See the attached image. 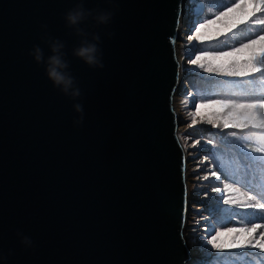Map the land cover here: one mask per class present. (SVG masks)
Segmentation results:
<instances>
[{
    "label": "water",
    "instance_id": "1",
    "mask_svg": "<svg viewBox=\"0 0 264 264\" xmlns=\"http://www.w3.org/2000/svg\"><path fill=\"white\" fill-rule=\"evenodd\" d=\"M181 5L0 0V264L188 262ZM56 44L67 94L47 73ZM90 44L103 68L76 55Z\"/></svg>",
    "mask_w": 264,
    "mask_h": 264
},
{
    "label": "trees",
    "instance_id": "2",
    "mask_svg": "<svg viewBox=\"0 0 264 264\" xmlns=\"http://www.w3.org/2000/svg\"><path fill=\"white\" fill-rule=\"evenodd\" d=\"M203 1L205 2V0ZM240 2L241 0H233L230 7L234 6V3L239 4ZM206 5L207 4L205 3V7ZM250 7L252 10H255L254 4L250 5ZM259 12L260 13L250 24H247L230 33H226V31L221 32L223 33V37L221 39H218V34L212 37L211 40L216 44L209 47L214 49V51L220 52L225 51L227 48L237 44L248 42L249 40L245 41L247 39H255L253 36L255 29L264 25L254 23L257 20H264V10ZM210 17L211 14L207 13L205 10L201 18L198 20V27L200 23L206 22ZM203 42L204 41H202V43ZM200 54V52L197 53V55ZM205 72L207 71L204 68H201L200 73L203 74ZM208 73H210L209 76L211 77H195V80L197 82H201L199 87L203 88V94H209L213 99L236 101L264 100V83H258L256 80L249 81L237 79V81L244 82L245 84H243L242 88H232L234 84L231 83L232 81L228 75H225L224 79H216L219 78V76L223 73L217 71ZM217 87L228 89V92L225 93L217 91L215 90ZM186 102L187 101H184L182 103L183 107H185ZM179 107L180 105L178 108ZM234 116L235 118H232V121L240 122V120L236 119L238 117L236 115ZM209 119L213 121L210 123V135H208L204 130L199 129L200 131H196L192 125L183 131L184 137H188L190 141L193 138L199 140L200 142L203 140L207 141L206 150L204 151L205 153L202 157H198L196 155L198 149L194 148L195 151L191 149V153H189L190 149L185 148L188 156L187 175H193L196 172L198 178L202 179L204 174L199 171V166L202 164H204V166H213L223 179L231 178V181L226 183L231 185V188L238 194L239 197H235V199L238 200L237 202L240 205L264 203V128L257 127V124H259L261 119H263L262 116L257 118L255 121H244L245 126L243 128L236 127L235 125L225 127L226 119L221 115L209 117ZM182 122H184V120H182ZM214 123L218 125L216 128L212 127ZM190 141H187L185 144L189 143ZM257 147L261 148L262 151L259 153L252 151V149ZM255 175L259 179V184L254 178ZM189 181L192 182L193 179L191 178ZM193 182H195V184H200L198 186L199 188L204 186L202 183L196 180ZM215 192L217 191L214 190L211 192V194ZM249 194L255 196L256 200H247V195ZM228 199L229 198L226 196V200ZM241 199H246V202L240 201ZM191 206L194 209L196 208L197 204L191 203ZM234 209V207H229L226 209L225 205L221 207L219 216L226 225L231 221L236 223V225L233 226L236 228H250L252 224L256 222L264 225V209L248 208L252 211L251 214L254 215V218L248 220L246 223L241 220L245 218L246 214H242L240 220L235 218L231 220V211ZM240 210L246 213L243 208ZM206 211L207 209L205 208V212ZM190 214L191 220L189 222H193V224L196 226L204 225L199 222V219L203 216V214L201 215V211L191 210ZM196 214H198V217ZM225 229L226 228L221 226V221L218 219L214 234L219 231H224ZM259 233L260 228H258L254 233L253 243L259 241L260 243L264 244V240L261 239V235ZM197 238L198 237H196V239ZM206 253L207 255H203L204 261L200 264H264V252L254 247L225 249L223 251L218 250L217 253H210L209 251H206ZM188 264L197 263L190 261Z\"/></svg>",
    "mask_w": 264,
    "mask_h": 264
},
{
    "label": "rangeland",
    "instance_id": "3",
    "mask_svg": "<svg viewBox=\"0 0 264 264\" xmlns=\"http://www.w3.org/2000/svg\"><path fill=\"white\" fill-rule=\"evenodd\" d=\"M185 0V2H188L187 8L191 7V10H196L199 6L200 13L197 14V18H201L202 14L206 10L207 13L211 14V17L209 19H215L216 16L219 15L221 11H226L228 7L232 4L233 0ZM205 3L207 4L205 7ZM200 4H204L203 10L201 11ZM260 12H255V15L251 17L248 21H246L244 24L238 25L236 28H234L232 31L239 29L247 24H250L255 17ZM193 19L195 18V13L192 15ZM195 18V20L197 19ZM205 23V22H204ZM193 25H187V29H192L191 31L185 32L184 30L181 31V38L176 40V47L178 49V55L180 58L181 63L183 64L182 68V79L178 81V89L176 91V98H175V112L178 113V120L181 122V125L179 126V137H180V144L183 148V151L185 153V148L190 149L189 153H191V149L195 151L194 148L198 149L196 152V155L198 157H202L206 150L207 141H199L196 139L189 140L188 137H184L183 131L187 129L190 125L194 127L196 131L204 130L207 132L208 135H210V123L209 117H215L217 115L223 116L226 121H228L229 126L236 125L239 122H233L232 118H235L234 115L231 113L234 111L232 108H224L223 110H217V109H204L201 110L200 115L194 116L193 113L196 111V105H199L202 102H207L209 100H223V101H234L237 103L240 102H246V101H236V100H225V99H213L211 95L209 94H203V88H200L199 85L201 82H197L195 80V77H211L209 76V71L201 74V67L198 65H193L190 63L192 59L195 58L198 52H209V53H219L217 51H214V49H211L209 46H213L216 43L213 42L211 39L202 41H193L190 39L191 36L195 35L194 28H192ZM222 27L221 22H218L217 25H213L210 27V29H207L205 31H211L215 33L216 29ZM198 28V27H197ZM186 29V27H184ZM231 31V32H232ZM226 33H230L227 32ZM217 34H213L212 37L216 36ZM259 35H264V25L258 27L255 29L254 38H257ZM218 39H221L223 37V33L218 34ZM250 39H247L245 41H248ZM247 43V42H244ZM242 43V44H244ZM196 45V47H195ZM241 44H237L235 46L227 48L225 51H232L234 48H239ZM258 47V46H257ZM220 51V52H225ZM205 67L204 69L208 67H217V64L211 61H204L203 62ZM207 73V74H206ZM201 74V75H200ZM200 75V76H199ZM231 79V83L234 84L232 88H242L244 82H239L237 79L240 80H256L258 83H264V71L254 73L248 77H234V76H228ZM196 78V79H197ZM225 74H221L219 78L216 79H224ZM198 80V79H197ZM223 81V80H219ZM220 92H228V89H225L223 87H217L215 89ZM184 101L186 102L185 107H183L182 103ZM180 105V109L178 106ZM262 118L264 119V115H262ZM238 119V118H236ZM184 120V122H182ZM239 120V119H238ZM195 121V123H193ZM218 125L214 123L212 125L213 128H216ZM200 129V130H199ZM187 141H190L189 143L185 144ZM199 142V143H197ZM184 144V145H183ZM185 146V147H184ZM186 154V153H185ZM199 171L204 174L201 178H198L197 173L195 172L193 175H187V179L185 178V184L188 182L189 185V196L188 200L190 202V209L189 212L186 213L185 221L187 222V227L184 239L185 242H187V247L189 248V259L188 261H193L194 263L200 264L204 261V256L207 255L206 251H209L210 253L218 252L217 249L213 248L210 244L207 243V240L211 238V235H214V230L217 225L218 219L221 221V226L223 228H230L236 225L235 222L231 221L225 224V222L220 218L219 211L221 207L225 205L226 209L229 207H234L235 209L231 211V220L232 219H239L242 216V214H246L244 219H241L243 222H247L248 220H251L254 218V215L251 214L252 211L248 208H244L243 205H240L235 199V197H239L238 194L231 188L226 187L228 183L230 182L231 178L223 179L222 176L218 173L217 170L214 169L213 166H204L202 164L199 166ZM212 172H216L219 174V178L216 176L211 175ZM185 173V172H184ZM207 177V179H205ZM193 179V181H198L202 183L204 186L198 187L200 184H195V182H190L189 179ZM201 179V180H199ZM216 189H220V191H217L213 194V192ZM226 196L233 200L234 203L232 204H225L224 201L226 200ZM209 201V202H208ZM240 201L246 202V199H241ZM191 203H196V208H192ZM205 208L207 211L205 212ZM243 208L245 212L241 211L240 209ZM191 210L194 211H201V215L203 216L199 219V222L201 226H196L193 224V222H189L191 220ZM190 214V215H189ZM238 214V217H237ZM198 217V214H196ZM193 216V215H192ZM189 218V219H188ZM195 218V217H194ZM198 219V218H196ZM188 220V221H187ZM196 223V222H194ZM257 223V222H256ZM190 224V225H189ZM184 229V226H183ZM264 233V227L260 228V235ZM196 237H198L196 239ZM264 240V239H263ZM186 264V263H185Z\"/></svg>",
    "mask_w": 264,
    "mask_h": 264
},
{
    "label": "snow or ice",
    "instance_id": "4",
    "mask_svg": "<svg viewBox=\"0 0 264 264\" xmlns=\"http://www.w3.org/2000/svg\"><path fill=\"white\" fill-rule=\"evenodd\" d=\"M253 4L255 5V10H252L250 7V5ZM261 10H264V0H241L239 4L234 3V6L228 7L226 11H221L215 19H208L205 23H200L199 27L194 29L195 35L191 36L190 39L193 41H204L211 39L213 34H219L224 31L231 32L238 25L244 24L251 19V17L255 15V12ZM218 22H221L222 27L217 28L215 33L205 31L210 29L211 26L217 25ZM254 23L264 24V20H257ZM206 60L217 64L215 68H206V71L209 72L217 71L234 77H248L254 73L262 72L264 71V35H259L255 39H250L247 43L241 44L239 48H234L232 51L219 53L202 52L200 55L195 56L190 63L204 68L205 65L203 62ZM195 107L196 111L193 113L194 116L200 115L201 110L204 109L211 108L223 110L224 108H232L234 111L231 114L236 115L240 120V122L235 125L239 128L245 126L244 121H255L264 114V100L240 103L234 101L209 100ZM208 122L212 123L213 121L209 119ZM193 123H195V121H193ZM228 126V121H225V127ZM257 127L264 128V119H261ZM252 151L259 153L262 149L257 147L252 149ZM211 175L219 178V174L216 172H212ZM205 179H207V177H205ZM226 187H231V185H226ZM216 191H220V189H216ZM247 200L253 201L256 200V197L249 194L247 195ZM224 203L232 204L234 201L228 199L225 200ZM243 207L264 209V203L245 204ZM261 227H264V225L253 223L250 228H226L224 231H219L211 235L207 243L219 251L254 247L264 252V244L259 241L253 243L254 233ZM261 239H264V233L261 234Z\"/></svg>",
    "mask_w": 264,
    "mask_h": 264
},
{
    "label": "clouds",
    "instance_id": "5",
    "mask_svg": "<svg viewBox=\"0 0 264 264\" xmlns=\"http://www.w3.org/2000/svg\"><path fill=\"white\" fill-rule=\"evenodd\" d=\"M194 2L195 1L193 0V3ZM188 4H189L188 2H185V0H182L181 14H183V22H181V24H180V38H181V31L182 30H184L185 32H188L190 30V29H187V25H193V23H196V28H197L198 24H199L198 23L199 18H197L198 17L197 14L200 13L199 6L196 10H191V7L187 8ZM200 7H201V4H200ZM193 13H195V18H197L196 20H195V18L193 19V17H192ZM112 15H113V13H110V12L104 13V14L99 15L97 17V19L100 23H107L108 20L112 17ZM84 17H85V12L83 9H80V10L70 12L68 14L67 19L70 22V24L75 25L80 20L84 19ZM184 27H186V29H184ZM95 39L98 40L99 37H95ZM62 47H63V45H61V44H56L53 46L52 51H53L54 55H52L48 60L47 73H48V76L50 77V79H52L57 86L63 85V90L67 94L70 86L72 85V79H71V77L67 76L62 71L63 69H66L68 67V65L62 61L60 55L58 54L60 51V48H62ZM96 52H97L96 45L90 44L86 47L79 48L76 51V55L84 58L86 60V62L90 65L99 66V67L103 68L104 65L102 63H100L95 57ZM42 58H43V54L41 52V49L37 47L35 50V59L37 62H40L42 60ZM182 68H183V66H182ZM71 94L74 97H76V96L80 95V92L77 89L76 91L72 92ZM75 109L77 112L81 113L80 119L75 121V123L78 125L82 124L83 123L82 105L76 104ZM177 115H178V113H177ZM255 180H256V178H255ZM188 186H189V183H188ZM185 227H186V222H185ZM25 243H30V241H28L26 239ZM188 263H189V261L186 264H188Z\"/></svg>",
    "mask_w": 264,
    "mask_h": 264
},
{
    "label": "bare ground",
    "instance_id": "6",
    "mask_svg": "<svg viewBox=\"0 0 264 264\" xmlns=\"http://www.w3.org/2000/svg\"><path fill=\"white\" fill-rule=\"evenodd\" d=\"M182 77H183V75H182V72H181V79H182ZM179 85V84H178ZM177 89H178V86H177V88H176V91H177ZM175 98H176V92H175ZM178 118V117H177ZM184 145V144H183ZM185 152H186V154H187V151L185 150ZM186 157H187V160H188V156L186 155ZM187 165H188V161H187ZM186 207H187V210H188V212H189V209H190V202H189V205H188V198H186Z\"/></svg>",
    "mask_w": 264,
    "mask_h": 264
}]
</instances>
